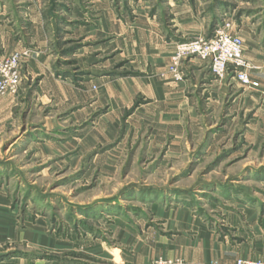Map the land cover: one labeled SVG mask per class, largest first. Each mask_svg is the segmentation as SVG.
Listing matches in <instances>:
<instances>
[{"label":"rangeland","instance_id":"obj_1","mask_svg":"<svg viewBox=\"0 0 264 264\" xmlns=\"http://www.w3.org/2000/svg\"><path fill=\"white\" fill-rule=\"evenodd\" d=\"M170 2L196 3L206 19L202 40L229 26L243 42L255 78L248 87L235 83L225 114H193L181 144L169 148L166 135L149 149L145 132L96 134L106 108L78 123L49 109L29 112L37 85L27 73L31 58L47 57L54 78L80 87L103 5L129 19L144 8L169 33ZM2 37L24 59L18 92L0 96V264H144L147 232L164 234L163 219L173 214L187 213L220 240L232 231L228 217L264 228V135L244 134L253 114L264 115V0H0V58ZM238 94L254 96L249 112H229ZM130 115L121 114L123 125Z\"/></svg>","mask_w":264,"mask_h":264},{"label":"crops","instance_id":"obj_2","mask_svg":"<svg viewBox=\"0 0 264 264\" xmlns=\"http://www.w3.org/2000/svg\"><path fill=\"white\" fill-rule=\"evenodd\" d=\"M168 5L171 8H166L169 13L165 15L169 19V33L161 18H149L144 8L129 19L115 14L111 4L103 5L105 7L98 11L90 28L96 45L81 58L80 67L86 75L80 87L74 88L68 82L54 78L49 72L47 57L31 58L27 73L37 78V85L31 96L33 105L29 112L39 114L37 107L49 109V114H71L67 121L78 123L87 121L85 115L106 108L100 114H107V119L100 122L96 134H116L120 128L126 136L145 132L150 135L149 149L154 144L160 145L166 135L172 137L169 148L181 144L182 127L192 130L193 114H225L227 97L238 93L235 88L238 82L231 75L222 81L215 80L208 63L197 59L183 62L184 79L180 82L158 75L169 65L178 43L207 39L206 19L196 11V3L191 9L181 2ZM5 39L9 41V38L2 37L1 44L4 56H8L18 47L6 45L7 42L3 43ZM121 64L122 67L116 68ZM122 72L132 75H119ZM250 77L254 79L255 75ZM94 86L98 94L92 91ZM139 98L147 102L134 108ZM253 101L254 96L238 94L229 112L243 109L249 112ZM256 113L252 115L249 129L244 132L247 137L252 135L250 140L253 141L264 135V115ZM121 114H132L124 125L120 121ZM45 119L44 123H47ZM75 139L78 138L75 136ZM175 215L163 219L164 234L147 232L146 242H142L144 264L175 259L181 260L182 264H235L240 258L264 261V228L254 222L255 218L247 217L242 221L228 217L227 225L232 231L220 240L205 224L187 213L181 217Z\"/></svg>","mask_w":264,"mask_h":264},{"label":"built area","instance_id":"obj_3","mask_svg":"<svg viewBox=\"0 0 264 264\" xmlns=\"http://www.w3.org/2000/svg\"><path fill=\"white\" fill-rule=\"evenodd\" d=\"M24 55L13 53L0 58V96H13L21 86L20 60ZM189 59L208 63L215 80L222 81L231 75L241 86L250 85L249 65L244 59L241 38L229 31V26L218 30L208 40L180 42L175 46L170 63L160 73L161 78L170 77L173 82L182 81V64ZM155 264H182L179 259L158 260ZM235 264H264L260 260L237 259Z\"/></svg>","mask_w":264,"mask_h":264}]
</instances>
